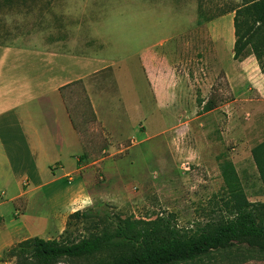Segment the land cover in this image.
<instances>
[{"label":"rangeland","instance_id":"374dc122","mask_svg":"<svg viewBox=\"0 0 264 264\" xmlns=\"http://www.w3.org/2000/svg\"><path fill=\"white\" fill-rule=\"evenodd\" d=\"M260 1L0 0L1 28L9 16L15 28L46 34L40 43L51 42L54 54L79 42V70L102 91L90 92L96 117L81 84L64 92L84 145L80 175L97 190L80 219L89 210H104L133 233L140 222L162 220L191 238L232 216L228 200L264 204V176L253 155L264 143V71L249 45L237 61L244 75L234 93L224 72L229 60L222 64L216 55L222 43V56L233 58L234 10ZM250 30L259 31L253 41L264 40L263 24ZM209 98L216 108L205 114ZM138 105L140 113L134 111ZM255 214L264 227V208ZM85 220L60 234L53 229L52 239L43 240L69 246L90 231L113 230L98 219ZM132 255L120 249L60 264H114ZM174 264H264V241L240 240Z\"/></svg>","mask_w":264,"mask_h":264},{"label":"crops","instance_id":"0c3cea01","mask_svg":"<svg viewBox=\"0 0 264 264\" xmlns=\"http://www.w3.org/2000/svg\"><path fill=\"white\" fill-rule=\"evenodd\" d=\"M9 18L3 16L0 27V264H12L4 254L17 244L52 239L53 229L60 234L86 221L76 215L93 207L97 190L80 175L84 145L64 92L81 84L95 111L91 89L102 92L79 70L84 67L78 61L79 42L66 43L67 49L54 54L51 42L40 43L46 34L15 28ZM217 49L222 64L229 60L224 72L236 93L243 64L234 53L222 56V43ZM169 99L176 100L174 90ZM123 103L127 110V99ZM134 111L140 113L139 105Z\"/></svg>","mask_w":264,"mask_h":264},{"label":"trees","instance_id":"16d2710c","mask_svg":"<svg viewBox=\"0 0 264 264\" xmlns=\"http://www.w3.org/2000/svg\"><path fill=\"white\" fill-rule=\"evenodd\" d=\"M234 12V59L239 61L244 58L247 48L251 45L264 71V40L253 41L259 31H249L253 23L264 25V0L240 6ZM86 98L93 116L96 117L87 94ZM215 108L213 100H209L203 111L208 113ZM253 155L264 176V143L254 149ZM225 205L232 216L224 224L213 230H201L191 238L181 236L170 222L162 220L154 223L140 222L142 228L139 233H133L127 222L114 218L109 212L89 210L84 213L83 219H98L112 226L113 230L100 234L90 231L87 237L69 246L62 241L31 238L7 251L4 259L22 257L23 264H60L64 261L92 258L106 251L129 249L133 251V255L114 264H174L192 261L240 240L264 241V227L258 224L255 214L259 207L264 208V204L257 205L245 199L233 198L225 202ZM76 217H80V214ZM98 227L99 223L95 230Z\"/></svg>","mask_w":264,"mask_h":264}]
</instances>
